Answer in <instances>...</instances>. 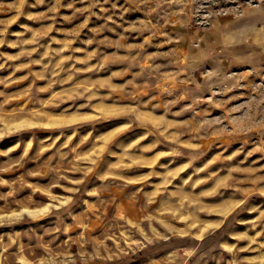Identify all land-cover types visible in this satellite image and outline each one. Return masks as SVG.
Instances as JSON below:
<instances>
[{
	"label": "rangeland",
	"instance_id": "374dc122",
	"mask_svg": "<svg viewBox=\"0 0 264 264\" xmlns=\"http://www.w3.org/2000/svg\"><path fill=\"white\" fill-rule=\"evenodd\" d=\"M0 264H264V0H0Z\"/></svg>",
	"mask_w": 264,
	"mask_h": 264
},
{
	"label": "crops",
	"instance_id": "0c3cea01",
	"mask_svg": "<svg viewBox=\"0 0 264 264\" xmlns=\"http://www.w3.org/2000/svg\"><path fill=\"white\" fill-rule=\"evenodd\" d=\"M238 33H239V32L236 31V32L234 33V35H237ZM258 33H260V32H258ZM257 35H258V34H257Z\"/></svg>",
	"mask_w": 264,
	"mask_h": 264
}]
</instances>
